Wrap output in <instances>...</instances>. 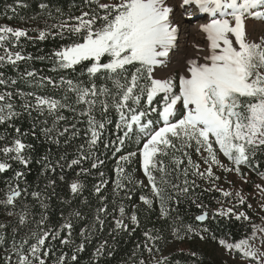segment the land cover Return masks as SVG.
Wrapping results in <instances>:
<instances>
[{
    "label": "snow or ice",
    "instance_id": "snow-or-ice-1",
    "mask_svg": "<svg viewBox=\"0 0 264 264\" xmlns=\"http://www.w3.org/2000/svg\"><path fill=\"white\" fill-rule=\"evenodd\" d=\"M28 7L26 0H14L4 16L34 27L0 24V69L10 65L17 73L9 77L0 70V175L11 173L0 196V264H49L57 240L72 252H61L52 264H75L109 218L115 242L121 233H135L140 213L154 206L160 219L172 220L175 239L211 238L230 258L238 255L241 264H264V170L257 158L264 155V0H81L74 5L79 15L59 7L53 15L41 0L37 14L21 16L18 10ZM22 38L60 43L33 56L24 53ZM33 60L49 61L56 75L19 71L20 62ZM112 113L115 138L106 139ZM25 118L31 123L22 130L16 121ZM81 124L84 143L71 159L53 161L51 149L37 156L29 142L42 138L70 145L81 136ZM101 145L116 159L111 200L102 195L109 180L100 171L105 164L98 154ZM126 146L134 150L125 153ZM133 160L139 161L146 184L128 171ZM86 161L90 167L83 166ZM33 163L40 166L42 186L28 184ZM66 168L78 169L68 182L69 196L61 200L71 211H61V223L49 227L51 202L60 198L57 186L66 180ZM93 170L99 179L91 192L99 203L77 243L74 224L87 219L84 181ZM251 174L260 180L254 183L259 211L243 190L253 183ZM145 188L149 194L139 195L140 204L126 203L136 189ZM213 192L220 194L215 209L202 200ZM74 200H81V207H73ZM185 201L199 210L195 227L179 215ZM248 210L260 216V224L252 222ZM210 221L240 222L251 232L230 242V236H216L205 223ZM143 235L147 264H169L168 256L153 255L163 237L154 229ZM113 248L103 240L91 264H100Z\"/></svg>",
    "mask_w": 264,
    "mask_h": 264
},
{
    "label": "trees",
    "instance_id": "trees-1",
    "mask_svg": "<svg viewBox=\"0 0 264 264\" xmlns=\"http://www.w3.org/2000/svg\"><path fill=\"white\" fill-rule=\"evenodd\" d=\"M29 4L27 9H19V14L21 16H30L35 15L38 13V4L41 0H26ZM50 4V8L53 11V15H55V8H61L66 14L71 13L75 15H79V11L74 7V5H81V0H45ZM14 0H0V24H8L9 26L13 27H34L35 23L31 24H24L21 20L17 18L7 19L4 16V11L6 10L7 5L13 4ZM8 15L11 16L12 13L9 11ZM54 21L49 20V23H53ZM41 26H43V21H39ZM30 35H34V33L30 32ZM21 43L24 46V53H31L33 56L42 55L50 53L54 48H56L60 41L56 40L53 41L51 39L44 41V42H33L22 38ZM26 68L36 69L42 75H52L55 76L56 74L52 72L50 69L52 65L49 61H39L33 60L28 62H20L19 63V71H24ZM5 72L6 76L15 77L16 76V69L12 68L10 65L5 66L4 69H0ZM16 87L25 88L28 90L25 85L17 84ZM65 115H69V113H65ZM110 118L113 120V124L109 125L106 132L105 138L106 139H114V123L117 119L115 113H112ZM17 125L22 128V130L28 129L31 121L27 118L16 121ZM81 129V136L73 139L70 145H65L61 142L60 145L49 144L43 141L42 138L40 139H31L29 138V142L33 143L36 148V155H43L51 149V159L55 161L58 159L59 156H67L68 159H71L72 156L75 154L76 149L79 144L84 143V138L82 134V130L84 125H79ZM3 131V126H0V132ZM129 150H134V146H126L123 150L125 153ZM99 155L105 157V164L101 167L100 171L105 173V178L109 180L107 187L102 192V195H107L109 200L112 199V189L114 187V179L115 174L113 169L116 165V159L113 158V155L110 152H107L103 146H100ZM118 155V154H117ZM261 161V170H264V155H258L257 157ZM167 162V161H166ZM16 165H14L15 167ZM84 167H90L89 162H84ZM248 170V169H247ZM40 166L38 164L33 163L31 166V172L28 174V184L35 186L36 184H40L41 186L44 183V180L39 175ZM78 169H65L66 173V180L64 182L58 181L57 192L59 194V199L53 198L51 205V211L49 213L48 219V226L49 227H56L61 223L60 213L64 211V214L67 215L71 209H68L67 206L61 205V200L69 196L68 190V182L75 176V172ZM128 171L131 172L136 179L144 180L145 184L146 178L144 177L142 171L140 170V165L138 160H133V162L128 165ZM11 175V173H7L4 175H0V196L3 194V190L5 188V180ZM253 177H257L255 174H251ZM98 175L97 171L93 170V174L88 176L85 179V184L87 188L84 192V197L88 198L89 204L87 206L82 207V211L84 212L87 219L82 221H76L74 224L73 229V239L79 243V231L80 228L86 224L91 222L92 213L94 209L98 206V200L95 195L92 194L91 189L92 186L98 182ZM199 183V182H198ZM201 187H204L201 184ZM33 190L32 188L29 191ZM199 191V190H198ZM149 194L148 189H136L133 194V199L131 202L126 203H136L140 204L139 195L141 194ZM121 195H123L121 193ZM220 199V194L213 192V193H204L202 196V200L204 203L208 204L210 208L215 209L217 207L216 200ZM28 202H31V197L27 198ZM73 207H81V200H74ZM111 209V204L109 205ZM179 215L183 218L184 224H192L194 227L198 225V222L195 221L194 217L199 214V210L188 202H182L178 208ZM176 213H173L175 216ZM141 216V225L133 233L129 236L127 233H121L119 237H117L116 241H112V237L109 235V232L112 228L111 218L106 221V225L102 232H98L96 236L93 237L91 243L86 246L84 252L79 254L78 261L75 264H91L93 259V252L95 247L101 243L103 240L107 239L110 244L114 245L113 254L112 255H105L100 260V264H140V261L143 259L146 261L150 259L149 253L144 249L143 243L145 237L143 233L148 229H154L155 232H158L163 239L157 241V245L160 249L159 252H156L155 249L153 250V255L155 258H158L162 255L169 257V264H209V257L203 253L202 248L195 243H192L191 249L183 248L176 251H169L175 243L178 241L175 239L172 234V220H162L159 217V208L154 206V211L150 213H140ZM4 217L0 215V221H3ZM253 222V221H252ZM209 228L216 234L218 238H228L230 236L231 242H236L239 239L243 238L246 234L251 232L250 226L245 228V225H242L240 222H225L221 221L219 225L216 224L214 221L205 222ZM253 223H256L255 221ZM247 224V222H245ZM23 233H21L22 235ZM209 243H216V241L212 240L211 238L206 239ZM31 242V241H30ZM137 244L141 245L140 248H137ZM61 252H67L69 256L71 255L72 248L68 246H61L59 240L54 242V254L50 253L49 256V264H52L53 261L61 254ZM197 253L196 256H192L191 253ZM2 255V253H0ZM214 264V263H213Z\"/></svg>",
    "mask_w": 264,
    "mask_h": 264
},
{
    "label": "rangeland",
    "instance_id": "rangeland-1",
    "mask_svg": "<svg viewBox=\"0 0 264 264\" xmlns=\"http://www.w3.org/2000/svg\"><path fill=\"white\" fill-rule=\"evenodd\" d=\"M192 158L193 160H197L198 157L196 156L195 152H192ZM221 159H225L223 156H221ZM225 162L227 163L226 159ZM244 171H248L246 168ZM228 179H231L233 181H236L235 176H228ZM251 180L253 183L243 185V190L245 193L250 194L249 195V201L253 205V209L256 211H259L257 208V202L259 200V196L256 194L255 189H254V183H259L260 180L258 177H253L251 175ZM147 182V180H146ZM199 183L203 184V182L198 181ZM223 187L227 188L228 185L224 184L223 181L221 182ZM248 215L252 217V221L256 222V224H260V216H264V212L260 213V216L255 215L253 210H248ZM231 242V241H230ZM192 243L198 244L201 248L204 254H206L209 258V262L214 263V264H241L239 256L236 255L233 258H230L224 251V249L220 246H218V243H209L206 240H200L198 237H193L190 239H185V240H178L175 245L169 250V251H176L180 250L183 248H189L191 249ZM257 246H259V242L257 241ZM164 256V255H162ZM162 256L156 258L160 259ZM150 260V259H149ZM148 260V261H149Z\"/></svg>",
    "mask_w": 264,
    "mask_h": 264
},
{
    "label": "water",
    "instance_id": "water-1",
    "mask_svg": "<svg viewBox=\"0 0 264 264\" xmlns=\"http://www.w3.org/2000/svg\"><path fill=\"white\" fill-rule=\"evenodd\" d=\"M209 264H213V263H209Z\"/></svg>",
    "mask_w": 264,
    "mask_h": 264
}]
</instances>
